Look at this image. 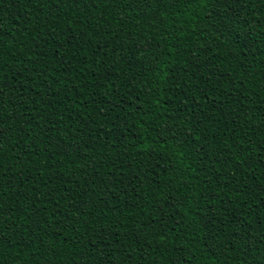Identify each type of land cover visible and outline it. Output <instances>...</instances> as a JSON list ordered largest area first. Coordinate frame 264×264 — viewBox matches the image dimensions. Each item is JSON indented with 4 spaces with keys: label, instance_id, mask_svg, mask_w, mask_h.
<instances>
[{
    "label": "trees",
    "instance_id": "1",
    "mask_svg": "<svg viewBox=\"0 0 264 264\" xmlns=\"http://www.w3.org/2000/svg\"><path fill=\"white\" fill-rule=\"evenodd\" d=\"M0 264H264V0H0Z\"/></svg>",
    "mask_w": 264,
    "mask_h": 264
}]
</instances>
